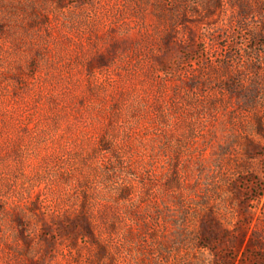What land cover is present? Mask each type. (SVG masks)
Here are the masks:
<instances>
[{"label": "rangeland", "instance_id": "rangeland-1", "mask_svg": "<svg viewBox=\"0 0 264 264\" xmlns=\"http://www.w3.org/2000/svg\"><path fill=\"white\" fill-rule=\"evenodd\" d=\"M257 1L0 0V264H264Z\"/></svg>", "mask_w": 264, "mask_h": 264}, {"label": "trees", "instance_id": "trees-1", "mask_svg": "<svg viewBox=\"0 0 264 264\" xmlns=\"http://www.w3.org/2000/svg\"><path fill=\"white\" fill-rule=\"evenodd\" d=\"M255 4L260 8V7H264V0H261V1H257L255 2ZM259 32L257 33H254L253 35L250 36L251 40H253V42H258L259 41V38L258 36L260 35V33L258 34ZM260 37V36H259ZM221 239V237H219Z\"/></svg>", "mask_w": 264, "mask_h": 264}]
</instances>
